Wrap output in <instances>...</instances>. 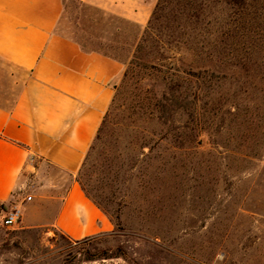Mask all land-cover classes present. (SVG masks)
<instances>
[{
    "label": "rangeland",
    "instance_id": "374dc122",
    "mask_svg": "<svg viewBox=\"0 0 264 264\" xmlns=\"http://www.w3.org/2000/svg\"><path fill=\"white\" fill-rule=\"evenodd\" d=\"M62 1L64 34L125 71L153 24L76 177L112 230L57 231L72 179L44 165L0 205V264H264V0H158L143 28ZM26 79L0 58V107Z\"/></svg>",
    "mask_w": 264,
    "mask_h": 264
},
{
    "label": "crops",
    "instance_id": "0c3cea01",
    "mask_svg": "<svg viewBox=\"0 0 264 264\" xmlns=\"http://www.w3.org/2000/svg\"><path fill=\"white\" fill-rule=\"evenodd\" d=\"M78 1L143 28L158 0ZM63 15L62 0H0V58L27 75L13 106L0 107V205L14 199L25 173L54 167L72 181L53 227L81 241L112 230L76 177L125 65L64 34Z\"/></svg>",
    "mask_w": 264,
    "mask_h": 264
},
{
    "label": "trees",
    "instance_id": "16d2710c",
    "mask_svg": "<svg viewBox=\"0 0 264 264\" xmlns=\"http://www.w3.org/2000/svg\"><path fill=\"white\" fill-rule=\"evenodd\" d=\"M160 5H161V0H160V2L157 4V6H156V10L154 11V15H155V13L157 12V9H159L160 8ZM151 29H153V24H152V21H150L149 23H148V26H147V28H146V30H145V32H144V37H142V39L140 40V43L138 44V48H137V50H136V53H135V55H134V58L132 59V61L130 62V64H129V67L131 68V66L133 65V62L134 61H136V60H138V57H137V55L139 54V52H141L142 51V49L145 47L144 45H145V43L147 42V35H148V33H149V31L151 30ZM106 56H109V55H107V54H105ZM109 57H111V58H113V59H115V60H117V61H120L119 59H117V58H115V57H112V56H109ZM121 62V61H120ZM129 67H128V69H126V71L124 72V77H123V79H127V77H128V75H129V72H130V69H129ZM187 75H189V76H191L192 78H194V79H197L198 77H197V75H194V74H190V73H188ZM114 101H115V97H114ZM114 101H113V103H112V105H111V107H110V109H109V111H108V113L106 114V117L104 118V121H103V123H102V126H101V128H100V130H99V132H98V134H97V136H96V138H95V140H94V143L93 144H95L97 141H99L100 140V137H101V134L103 133V130H104V127H105V124H106V120H107V116H108V114L110 113V110H111V108H112V106H113V104H114ZM91 149H93V145H92V147H91ZM90 149V150H91ZM81 186V185H80ZM83 189V188H82ZM84 190V189H83ZM84 192L86 193V191L84 190ZM86 195H87V193H86ZM88 196V198L101 210V208L99 207V205L95 202V201H93L90 197H89V195H87Z\"/></svg>",
    "mask_w": 264,
    "mask_h": 264
},
{
    "label": "built area",
    "instance_id": "2783aa9c",
    "mask_svg": "<svg viewBox=\"0 0 264 264\" xmlns=\"http://www.w3.org/2000/svg\"><path fill=\"white\" fill-rule=\"evenodd\" d=\"M30 163H33V159H30ZM27 201H31V197L27 198ZM22 219L21 207L14 206L10 209L4 216L3 225L5 227L11 228L16 226Z\"/></svg>",
    "mask_w": 264,
    "mask_h": 264
}]
</instances>
